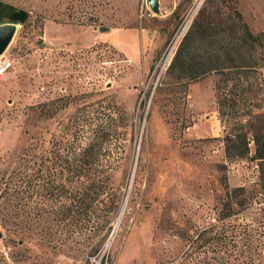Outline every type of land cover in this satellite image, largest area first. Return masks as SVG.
<instances>
[{"label": "rangeland", "instance_id": "rangeland-1", "mask_svg": "<svg viewBox=\"0 0 264 264\" xmlns=\"http://www.w3.org/2000/svg\"><path fill=\"white\" fill-rule=\"evenodd\" d=\"M7 1L29 14L0 54L11 62L0 74V172L16 170L0 201V264H220L223 248L191 242L203 228L226 234L240 254L233 264H264V186L252 151L224 157L215 74L184 86L165 72L200 6L227 17L234 7L264 35V0H158L157 12L146 0ZM111 27L134 60L104 37ZM92 139L96 163L113 166L117 208L100 192L80 223L57 225L69 195L49 182L70 180L55 152ZM240 185L247 206L225 216V188Z\"/></svg>", "mask_w": 264, "mask_h": 264}, {"label": "trees", "instance_id": "trees-1", "mask_svg": "<svg viewBox=\"0 0 264 264\" xmlns=\"http://www.w3.org/2000/svg\"><path fill=\"white\" fill-rule=\"evenodd\" d=\"M230 13L232 16L227 17L211 11L206 4L200 6L179 38L165 72L171 76L169 83L184 86L209 71L215 74L212 87L215 90L217 117L224 132V157L227 160L239 159L247 157L252 151L249 157L255 159L258 165V184L264 186V86L260 71L264 65V54L257 50L264 46V35L248 28L238 9L233 7ZM107 125H104L102 140L107 138ZM97 143L96 139H92L72 155L65 153L62 156L55 152V161L60 165L59 173L70 180L69 187L63 179L62 182H49V188L62 193L68 191L69 195V200L61 205L62 210H58V215L54 216L57 225L73 221L80 223L89 207L96 206L95 199L100 192L105 193L103 205L107 210L113 213L117 208L120 195L118 187L112 184L110 178L113 166L108 162L107 165L96 163ZM249 143L253 145L252 148ZM225 164L226 161L218 163L222 168ZM14 171L12 167L9 172H0V201L8 200V196L2 194L6 192ZM100 172L104 173L103 178L98 177ZM225 179L226 175L222 174L220 180L225 183ZM225 190L224 203L228 206L225 216L247 206L250 194L243 185ZM5 213L0 216L2 223L7 222ZM92 223L87 227L88 230H94L101 224L98 219ZM209 230L203 228L194 236L191 242L195 248L213 241L223 248L219 255L222 259L220 264H233L240 254L230 247L232 245L226 234H206Z\"/></svg>", "mask_w": 264, "mask_h": 264}, {"label": "crops", "instance_id": "crops-1", "mask_svg": "<svg viewBox=\"0 0 264 264\" xmlns=\"http://www.w3.org/2000/svg\"><path fill=\"white\" fill-rule=\"evenodd\" d=\"M28 14H29V10H27L26 12L24 9H22L20 6L16 4L14 5L13 3L7 0H0V23L1 22L15 23L16 27L14 32H16L18 27H20L26 21ZM119 28L120 27L118 28L111 27L110 29H108L109 33L105 34L104 37H106L107 40L113 46H115L118 49H121L128 56V58L134 60V58L137 56V53L134 49L129 50L128 46L126 45L127 41H125L124 38H122L120 35L117 34ZM11 42L12 41H10L9 44H7V46L4 48V51L2 52L4 55L6 54V52H8L7 48L11 44ZM9 66H11V64ZM9 66H7V68H9Z\"/></svg>", "mask_w": 264, "mask_h": 264}, {"label": "water", "instance_id": "water-1", "mask_svg": "<svg viewBox=\"0 0 264 264\" xmlns=\"http://www.w3.org/2000/svg\"><path fill=\"white\" fill-rule=\"evenodd\" d=\"M148 2L149 8L153 12H157L159 10V1L157 0H146ZM15 23L13 22H1L0 23V54L4 51V48L10 42L13 37V33L15 31ZM108 26L103 24L98 26V30L103 31L107 29Z\"/></svg>", "mask_w": 264, "mask_h": 264}, {"label": "built area", "instance_id": "built-area-1", "mask_svg": "<svg viewBox=\"0 0 264 264\" xmlns=\"http://www.w3.org/2000/svg\"><path fill=\"white\" fill-rule=\"evenodd\" d=\"M9 63H10L9 59L2 54V56H0V74L2 73V71H4L7 68V66L10 65ZM99 263L107 264L106 260H103L102 262H99ZM71 264H74V263H71Z\"/></svg>", "mask_w": 264, "mask_h": 264}]
</instances>
